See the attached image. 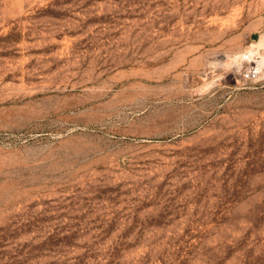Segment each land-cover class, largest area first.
Here are the masks:
<instances>
[{"label": "rangeland", "instance_id": "rangeland-1", "mask_svg": "<svg viewBox=\"0 0 264 264\" xmlns=\"http://www.w3.org/2000/svg\"><path fill=\"white\" fill-rule=\"evenodd\" d=\"M0 264H264V0H0Z\"/></svg>", "mask_w": 264, "mask_h": 264}, {"label": "clouds", "instance_id": "clouds-1", "mask_svg": "<svg viewBox=\"0 0 264 264\" xmlns=\"http://www.w3.org/2000/svg\"><path fill=\"white\" fill-rule=\"evenodd\" d=\"M205 87H208V88H210V87H211V84L205 85Z\"/></svg>", "mask_w": 264, "mask_h": 264}, {"label": "built area", "instance_id": "built-area-1", "mask_svg": "<svg viewBox=\"0 0 264 264\" xmlns=\"http://www.w3.org/2000/svg\"><path fill=\"white\" fill-rule=\"evenodd\" d=\"M251 74V73H250ZM252 74H255V72H253Z\"/></svg>", "mask_w": 264, "mask_h": 264}]
</instances>
